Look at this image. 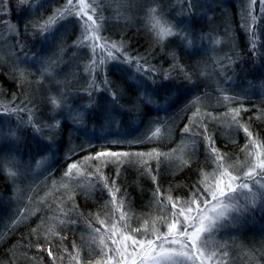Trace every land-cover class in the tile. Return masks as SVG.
Returning a JSON list of instances; mask_svg holds the SVG:
<instances>
[{"label":"trees","instance_id":"1","mask_svg":"<svg viewBox=\"0 0 264 264\" xmlns=\"http://www.w3.org/2000/svg\"><path fill=\"white\" fill-rule=\"evenodd\" d=\"M200 1L192 0L194 8L188 11L183 0H158L159 10L175 29L184 31L193 40L190 46L179 36L169 37L163 44L157 42L146 19L148 9L154 6L153 0H127L126 6H118V0H105L103 14L107 20L101 34L111 41H123L132 55L147 57L160 70V74L153 83L136 75L126 65L109 63L103 75L117 91L119 104L112 101L107 91H99L94 93L95 102L90 108L85 107L90 98L84 90L88 88L91 78L85 69L91 52L87 48L74 46L81 33L77 19L72 17L61 21L46 37L34 34L32 30L34 22L52 15L63 6L65 0H29L30 7L25 5L23 9L19 0H3L0 3V25H17L19 33L18 37L16 34L9 35L7 29L0 26V33L4 34L0 39V101L7 104L15 94L19 103L26 96L36 106V118L42 125L60 121L58 129L50 131L44 128L42 133H36L30 126L17 127L15 116L0 113V132L14 129L19 137L0 136V141L4 142L2 148L8 149V153L18 159L20 166L45 161L36 179L27 184L22 176L14 181L10 179L0 164V264H52L46 250L45 231L47 225L53 223L48 217L55 215L53 209L60 202L65 209H72L75 205L70 218L77 219L78 223L56 224L55 231L60 236H66V239L48 237L54 246V253L65 256L64 260H59L57 256V264H69L62 248L67 247L72 252L73 242L80 246L82 264L95 256V245L89 246L85 218H89V214L103 215L102 206L110 199L101 183L97 182L94 189L88 187L86 176L96 166L101 167L105 176L116 178L121 192L126 195V203L141 218L149 213L157 214L152 207L155 185L151 176L144 172L146 166L154 170L153 174L162 189H171L173 196L180 197L188 195L191 186L200 178L202 169L210 172L214 167L207 158L204 143L199 140L194 145V153L190 149L185 150L186 155L191 156V162L182 169L178 168V160L163 156L159 158V163L155 158L133 156L130 158L132 162L121 165L110 162L113 158H101V161H109L107 163L85 161L89 155L100 151L149 153L155 150L170 153L181 145L191 146L193 138L184 133L183 128L189 124L196 107L200 108L201 113L211 112L220 116L228 107L242 105L246 111L241 112V120L248 124L256 137L264 141V13L258 12L260 15L256 16V23L252 25L258 44L257 54H253L249 34L239 24L241 18L245 19L248 0L245 3L239 0L216 1L222 2L220 15L224 22L211 27L204 23L207 19L205 15L213 18L215 15L211 11L200 14L197 6ZM210 31L214 35L222 31L224 47L227 43L222 51L221 65H216L211 73L208 64L204 66L200 63L207 46V41L201 36ZM17 39L25 45L23 51L16 46ZM199 43L202 45L197 48ZM25 54L27 62H24ZM228 56L234 58V63L230 67H222V64L226 65ZM51 61L55 62L52 64V75L41 79L42 68ZM174 63L182 65L190 79L179 69H172ZM18 68L26 73L22 85ZM166 70L171 72L169 79L163 78ZM213 74L219 78L218 82L221 78L223 85L230 81L225 79V75L237 80V90L231 94L225 93L238 99L225 104L220 99L221 91L217 92L214 88L213 84L217 81L211 78ZM97 76L102 78L100 74ZM53 95H63L66 105L70 106L65 108L82 111L83 123H73L59 110L53 111L49 101ZM142 95L151 102L142 99ZM197 97L200 98L199 103L193 104ZM204 122L214 135L216 146L227 154L229 162H242L245 153L241 149L246 143L244 132L228 127L221 120L205 118ZM111 124L117 125L119 130L105 135L98 133L100 130L104 132L105 127ZM157 124L162 128L161 136L147 139L150 130ZM49 136L52 138L48 139ZM141 159L147 160L148 165L135 162ZM73 162L80 163L84 175L75 178L64 175ZM89 179L96 181L97 178L92 176ZM62 183H67L69 188L60 187ZM17 186L19 191H24L23 197L17 192ZM41 198H44L43 204L38 203ZM26 207L29 211L39 207L41 211L13 225L17 214ZM133 224H136L135 220ZM33 229H36L35 233ZM218 239L229 242L232 264H255L253 257L264 264V256L258 252L264 249V204H258L254 210L240 216L234 225L219 233ZM36 245L43 246L42 250H38ZM71 264H75V261Z\"/></svg>","mask_w":264,"mask_h":264},{"label":"snow or ice","instance_id":"2","mask_svg":"<svg viewBox=\"0 0 264 264\" xmlns=\"http://www.w3.org/2000/svg\"><path fill=\"white\" fill-rule=\"evenodd\" d=\"M105 0H65L61 8L42 21H36L32 24L34 34L46 37L55 26L63 20L75 17L80 24L81 33L75 42L77 48H87L91 52L89 63L85 66L90 75L88 88L84 91L89 96V102L85 107H92L95 102L94 93L107 91L115 104H119V95L112 88V82L104 76V72L109 63L126 65L132 69L138 76H143L147 80L156 82V76L160 70L152 65L147 57L141 55H132L126 50L123 41H111L103 36L104 23L107 18L103 14ZM3 3V0H0ZM20 5L29 4V0H19ZM154 6L148 9L147 24L154 33L157 42H163L169 37L179 36L181 40H186L188 45L192 41L184 31H177L173 23L167 19L166 15L160 11L158 0H153ZM187 10L194 8L192 0H183ZM257 0H248V9L245 13V23L243 25L246 33L250 37V51L255 53L258 47L256 32L252 25H255L257 17L253 15V6ZM127 0H118V6H126ZM261 13H264V0H259ZM251 21V24L248 21ZM7 29V34L18 33V26L11 23L0 25ZM27 31V25L25 26ZM0 33V39L3 38ZM219 44L220 41L216 40ZM16 46L23 51L25 45L16 40ZM27 54L25 61L27 62ZM19 59V57H17ZM55 63V62H52ZM52 63L46 64L41 71V79L44 76L52 75ZM234 63L232 56L226 57V65ZM172 69H179L185 73V77L190 76L182 65L174 63ZM123 70V69H122ZM21 80V85L26 78L25 70L17 69ZM100 74L102 78H98ZM203 74V72L201 73ZM170 71L163 73L164 79H169ZM225 79L231 77L225 75ZM142 99L151 102L149 98L142 95ZM220 99L225 104H230L238 99L227 95L221 90ZM17 97L13 94V99L5 104L0 101V113L9 116H15L17 127L20 125L30 126L36 133H42L44 128L54 131L60 127V121L56 120L53 124H41L37 118V108L34 103L26 96L16 102ZM49 101L53 111L62 107H70L65 103V98L61 96H50ZM200 98L197 97L192 103L198 104ZM246 109L241 107H228V110L220 116H215L211 112L201 113L199 107H196L193 116L189 118V124L183 128V132L193 138L192 145H181L170 153H160L153 150L149 153H128L100 151L95 155L85 157V161L96 160L101 163V158H113L112 161L117 164L132 162L131 157H149L157 159L163 156L166 159H176L179 161L178 168L188 167L191 162V156L186 155V149L195 151L194 145L197 141H202L205 146L207 158L213 164L212 170H201L200 178L193 184L189 193L185 197L173 196L171 189L164 190L157 182L154 170L150 166L144 168V172L151 176L155 185L152 194V207L156 210V215L146 214L143 218L137 216L131 207L126 203V195L121 192L116 183V178H109L102 172L101 167L96 166L94 171L89 172L86 179L89 180L88 187L95 188L97 182L101 183L103 189L109 194L110 199L102 206L104 214H89L85 218V224L88 229L89 246L95 245V256L88 258L84 264H232L230 260L231 252L227 240L218 239L219 233L224 229L234 225L240 216L254 210L258 204H264V141L255 136L247 123L243 122L240 114ZM26 116V119L24 118ZM71 117L73 123L82 124L84 113L82 111H72ZM199 117V119H197ZM205 118L209 120H221L226 122L228 127H235L242 130L246 137V143L241 149L245 153L244 160L240 163L229 162L227 154L223 153L217 146L214 135L209 132ZM259 118V117H258ZM6 123V122H5ZM195 128V130H194ZM202 129V130H201ZM162 134V128L159 124L150 130L147 139H157ZM0 136H8L19 139L16 130L9 129L7 132H0ZM52 137L49 136L48 139ZM175 154V155H174ZM124 158V159H120ZM137 164L148 165L147 160H137ZM42 162L37 163V167ZM6 175L13 181L21 174L19 171V161L15 156L8 157L6 160L0 158ZM66 177L75 178L84 175L81 171L79 162H73L68 166L64 174ZM95 176L96 181L89 179ZM119 169H117V177ZM55 187V182L53 184ZM83 186V185H80ZM62 188H69L67 183L60 185ZM17 192L19 187L17 186ZM49 195V194H46ZM31 201V197H29ZM44 203V198L38 202ZM75 210L65 209L62 202L56 204L53 209L55 215L49 216L52 221L46 227L45 237L48 243L47 254L52 258V264H57L59 260H64L63 254L54 253L49 236H57L61 240L66 236H60L55 231L56 224H77V219H71L70 213ZM41 211L39 207L29 209L26 207L21 210L17 217L12 221L13 225L18 224L22 219H27L29 215ZM136 224H133V221ZM96 225H99L98 227ZM36 232V229H33ZM41 245H36L38 250H42ZM259 255L264 256V249L258 250ZM62 253L67 254L69 264L75 261V264H82L80 246L73 242L72 252L67 247L62 248ZM255 264H260L259 260L253 257Z\"/></svg>","mask_w":264,"mask_h":264},{"label":"rangeland","instance_id":"3","mask_svg":"<svg viewBox=\"0 0 264 264\" xmlns=\"http://www.w3.org/2000/svg\"><path fill=\"white\" fill-rule=\"evenodd\" d=\"M216 1L218 2V0H201L200 4L197 5L198 6V11H199L200 14H202V13L205 14L206 11H211V13H213L215 15L214 18L211 17V16L205 15L207 17L206 21L204 22L206 24V26L211 27L210 25H213L215 23L223 24V22H224V20L221 19V15H220V14H222V2L221 3H216ZM239 1H243L244 3L247 2V0H239ZM253 8H254V11H253L252 14L255 15V16L260 15V13H258V12H261L260 11V6H259V0H257V4L254 5ZM222 33L223 32L221 31L220 34L214 35V32L210 31V33H208V34L205 33V35L201 36L204 41H207L206 42L207 46H205L206 47V49L204 51L205 54H204L203 58L201 57L202 59H201L200 63L203 64L204 66H206L205 63L208 64L207 68H208L209 73L213 72V69H215L216 65H219V64L221 65V63H222L221 62L222 59H223L222 51L224 50V48L227 47V43L225 45L226 47H224L225 39H224V36H222ZM210 39H212V41ZM216 40H219L220 43L219 44L215 43ZM191 41H193V40H191ZM201 45L202 44L199 43L197 48H200ZM253 54H257V49H256V52L253 53ZM52 62L53 61H51L50 63H52ZM211 78H215L216 81H217V83L213 84L214 88L217 90V92H220L223 89L224 92H226V93L228 92V93L231 94V93H233L234 91L237 90L238 83H237V80H235L234 78L229 79L230 81H229V83L227 85H223L222 84L221 78H220V80L218 82L217 79H219V78H216V75H214V74L212 75ZM239 91L248 92L245 89H240ZM239 97H242V96L239 95ZM58 110L60 112H62L63 115H65V117H68V119H72V117H71V112L72 111L70 109L62 107L61 109H58ZM111 125L112 126L105 127L104 132L100 130L98 133L105 135L106 133L108 134V133H112L113 131H118L119 130V129H117V127H118L117 125H114V124H111ZM2 144H4V142L0 141V151H1L0 155H1V158L6 160L8 157L14 156V155L8 153V151H7L8 149H3L2 148ZM44 162L45 161H43L39 167H37V163L38 162L36 164L32 163V164H28L26 166H20L19 165V171L21 173L19 176H22L23 181L26 184L27 183H32L36 179V176L39 174L40 169L43 167L42 164ZM19 195L21 197H23L24 196V191H19ZM209 264H211V262H209Z\"/></svg>","mask_w":264,"mask_h":264},{"label":"bare ground","instance_id":"4","mask_svg":"<svg viewBox=\"0 0 264 264\" xmlns=\"http://www.w3.org/2000/svg\"><path fill=\"white\" fill-rule=\"evenodd\" d=\"M248 22L250 23V21H248ZM244 23H245V19L241 18L240 23H239L240 26H243ZM236 33L238 34L239 32L236 31ZM237 34H236V35H237ZM237 36H238V35H237Z\"/></svg>","mask_w":264,"mask_h":264}]
</instances>
